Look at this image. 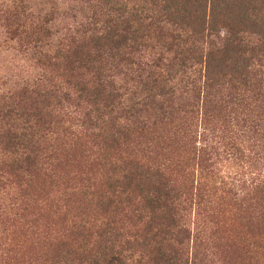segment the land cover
Wrapping results in <instances>:
<instances>
[{"label":"trees","instance_id":"trees-1","mask_svg":"<svg viewBox=\"0 0 264 264\" xmlns=\"http://www.w3.org/2000/svg\"><path fill=\"white\" fill-rule=\"evenodd\" d=\"M74 1L88 16L62 34L54 18H11L41 72L0 115V198L29 205L39 177L53 184L68 167L79 171L72 146L82 142L101 182L58 201L81 203L96 222L55 238L45 262L189 264L193 231L180 222L194 204L186 165L209 155L198 145L217 137L232 105L249 109L250 139L264 142V0ZM232 203L251 228L258 214L264 220V185ZM196 206L219 220L210 201Z\"/></svg>","mask_w":264,"mask_h":264},{"label":"rangeland","instance_id":"rangeland-1","mask_svg":"<svg viewBox=\"0 0 264 264\" xmlns=\"http://www.w3.org/2000/svg\"><path fill=\"white\" fill-rule=\"evenodd\" d=\"M83 7L74 0H0V115L6 110L9 97L26 84H32L41 72L37 54L29 52L14 33L12 16L23 17L29 13L54 18V31L62 34L66 26H74L75 20H85L88 14ZM221 116L219 126L222 127L217 137L209 136V147L206 143L198 145L208 149L206 160L196 159L186 165L191 175L186 192L194 204L188 212H183L180 224L193 231V237L186 245L189 264H264V220L261 214L254 219L251 228L244 229L232 205L234 198L248 193L253 196L256 187L264 185V142L258 141L260 138L256 141L250 139L253 116L249 109L232 105ZM224 121L230 132L226 139L222 132ZM69 128L71 131L75 129L71 124L65 125V129ZM70 135L72 133L67 132V136ZM232 141L234 147H228L226 144ZM74 142L69 139L70 144ZM81 144L72 146L80 157L79 171L68 167L65 179L53 184L46 176L39 177L27 201L29 205H23L20 199H16L17 204L13 205L12 199L0 198V207L4 210V221L0 220V264H47L44 253L49 243L74 231L75 226L96 222L98 213L85 211L81 203L74 205L67 200L58 201L64 197L62 194L70 193L73 197L84 186L94 189L95 184L101 182L92 148ZM83 156L86 158L81 159ZM183 160L187 162V158ZM180 171L173 178L178 185L183 181L179 177ZM16 188L12 181L9 192L16 195ZM199 200L210 201L219 220L202 216L196 206ZM260 210L264 214L263 207ZM211 214L208 210L207 215Z\"/></svg>","mask_w":264,"mask_h":264}]
</instances>
